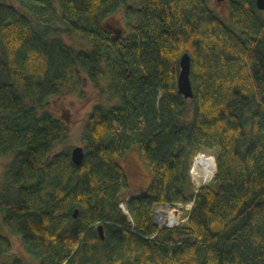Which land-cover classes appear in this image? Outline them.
<instances>
[{"label": "trees", "instance_id": "obj_1", "mask_svg": "<svg viewBox=\"0 0 264 264\" xmlns=\"http://www.w3.org/2000/svg\"><path fill=\"white\" fill-rule=\"evenodd\" d=\"M136 1L57 0L58 10L54 0H0V156L11 157L0 264H25L3 231L36 264H264L261 10L229 0L226 22L206 0ZM118 11L139 18L128 33L111 23ZM184 52L192 98L177 91ZM105 77L117 101L92 104L76 165L62 146L69 126L45 107L66 93L86 100L85 83L102 98ZM213 149L216 172L195 188L192 160ZM132 150L151 181L128 194ZM179 203H192L183 220L155 223L156 204Z\"/></svg>", "mask_w": 264, "mask_h": 264}, {"label": "rangeland", "instance_id": "obj_2", "mask_svg": "<svg viewBox=\"0 0 264 264\" xmlns=\"http://www.w3.org/2000/svg\"><path fill=\"white\" fill-rule=\"evenodd\" d=\"M208 6L215 11L224 21L228 22L229 19V9L228 3L229 0H206ZM55 6L57 9L59 8V4L57 0H54ZM136 5L140 4V0L135 2ZM59 10V9H58ZM260 14L264 18V9L260 11ZM138 17H135L132 20L124 19L123 12L118 11L113 15V19H111V23L116 26L121 32L128 33V23H137ZM114 20V21H113ZM57 26H63L61 21L58 20L56 23ZM66 40L75 46L85 47L82 39L77 36L66 37ZM110 79L104 78L100 81V85L104 87V90L101 92L103 94L102 98H99L100 92L98 90H94L88 87L87 83L84 88L86 91V100H81L73 93H66L60 95L58 97H54L49 99V102L45 109L49 111L54 117H57L63 120L68 126L70 130V135L67 140L62 144V146H82L81 137L84 130V123L86 120V115L88 111L91 109L92 104L99 100L105 105L113 104L117 101L115 97H111L110 93L107 90V85L109 84ZM189 107L192 108V104H189ZM216 149H213L209 152H203L202 154L212 155L215 160ZM198 155V154H197ZM197 155L192 160L190 165V173L192 176L194 187H200L201 185L209 182L216 172V163H215V171L210 177L204 175V171L195 166L193 169L194 161ZM11 157H3L0 156V179L2 177V173L5 170V165L8 159ZM122 165L128 175L129 183L131 184V190L128 191L130 193H139L143 188H146L151 181V174L148 166L144 163L143 159L136 151L128 152L122 159ZM207 177V178H206ZM191 208V203L186 204H177L175 206H171L168 204H156L154 206V221L159 226H167L169 220L167 221V217H162L160 215V211H167L168 215L171 214L174 217L172 218L173 223H177L179 220H183L186 216V212ZM178 221V222H179ZM5 235H7L12 243L10 248L11 254H17L21 258H23L25 264H36L34 260H31L30 257L24 252L22 243L18 236L13 235L7 231H3ZM9 256H7L8 258Z\"/></svg>", "mask_w": 264, "mask_h": 264}, {"label": "water", "instance_id": "obj_3", "mask_svg": "<svg viewBox=\"0 0 264 264\" xmlns=\"http://www.w3.org/2000/svg\"><path fill=\"white\" fill-rule=\"evenodd\" d=\"M255 5L257 9H264V0H255ZM180 70L177 76V91L184 98H192L193 97V88L190 80V68H191V60L190 56L187 52H184L180 56L179 60ZM84 156L83 147L80 145L73 146L71 149V159L74 164L80 165L82 163ZM78 213V209L73 211V216L76 217ZM98 233L100 234V238H104L103 226L98 225L97 227Z\"/></svg>", "mask_w": 264, "mask_h": 264}, {"label": "bare ground", "instance_id": "obj_4", "mask_svg": "<svg viewBox=\"0 0 264 264\" xmlns=\"http://www.w3.org/2000/svg\"><path fill=\"white\" fill-rule=\"evenodd\" d=\"M195 166L200 167L204 171V173H205L204 175L210 177L212 174H214V171H215L214 157L212 155L200 153L194 161L193 169ZM160 215H162V217L168 216L167 221L169 220V223L172 222V218L174 217L171 214L168 215L167 211H162V210L160 211Z\"/></svg>", "mask_w": 264, "mask_h": 264}, {"label": "built area", "instance_id": "obj_5", "mask_svg": "<svg viewBox=\"0 0 264 264\" xmlns=\"http://www.w3.org/2000/svg\"><path fill=\"white\" fill-rule=\"evenodd\" d=\"M120 207L125 210V204L123 202L120 203ZM179 221V220H178ZM177 221V223H178ZM173 223V222H172Z\"/></svg>", "mask_w": 264, "mask_h": 264}]
</instances>
